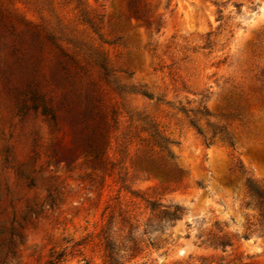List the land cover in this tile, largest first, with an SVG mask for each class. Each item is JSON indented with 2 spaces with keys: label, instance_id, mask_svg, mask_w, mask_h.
<instances>
[{
  "label": "rangeland",
  "instance_id": "rangeland-1",
  "mask_svg": "<svg viewBox=\"0 0 264 264\" xmlns=\"http://www.w3.org/2000/svg\"><path fill=\"white\" fill-rule=\"evenodd\" d=\"M248 182L264 0H0V264H108L105 235L113 264H264ZM150 202L183 215L158 226Z\"/></svg>",
  "mask_w": 264,
  "mask_h": 264
},
{
  "label": "trees",
  "instance_id": "trees-1",
  "mask_svg": "<svg viewBox=\"0 0 264 264\" xmlns=\"http://www.w3.org/2000/svg\"><path fill=\"white\" fill-rule=\"evenodd\" d=\"M73 62L75 65L80 67L78 61L73 59ZM192 115L187 114L189 118L190 125L196 129V131L203 136L204 140L210 144L214 142H225L228 143L230 146H235V140L233 139L232 134L226 130L225 127H219L215 124L210 123L207 121V124L211 127L210 130H205L201 124L200 120L203 116H208V110L204 109L203 111L198 110H191ZM159 145L163 148H167L164 142L159 141ZM155 172L170 177L173 173L169 170H162L158 168H153ZM246 187L248 189V193L252 200L255 202L256 207L259 209L260 217L264 225V189H262L257 183L248 182L246 183ZM149 208L151 210V213L153 217L150 219L151 221L157 222V225L160 226L163 222H170V221H177L178 219H181L183 215L182 208L179 205H173V204H162L157 202H150ZM120 216H122V219L125 220L126 216L125 210L120 209ZM160 224V225H159ZM147 226H151L152 223H147ZM146 230V228H145ZM146 233V232H145ZM114 237H110V235H105V249L107 253V263L113 264L115 261V251H114ZM217 245L221 246H227L231 245L230 238L227 233H223L219 236H216Z\"/></svg>",
  "mask_w": 264,
  "mask_h": 264
}]
</instances>
